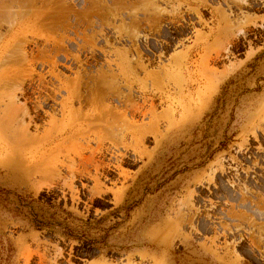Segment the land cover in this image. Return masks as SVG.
Here are the masks:
<instances>
[{
	"label": "rangeland",
	"instance_id": "1",
	"mask_svg": "<svg viewBox=\"0 0 264 264\" xmlns=\"http://www.w3.org/2000/svg\"><path fill=\"white\" fill-rule=\"evenodd\" d=\"M35 1L0 8V264H264V0Z\"/></svg>",
	"mask_w": 264,
	"mask_h": 264
},
{
	"label": "bare ground",
	"instance_id": "2",
	"mask_svg": "<svg viewBox=\"0 0 264 264\" xmlns=\"http://www.w3.org/2000/svg\"><path fill=\"white\" fill-rule=\"evenodd\" d=\"M0 1H1V0H0ZM3 1H4V0H3ZM3 1H2V2H3ZM6 1H8V4H9V5H8V6L6 5V6H4V7H3V6H0V8H2V9L5 8V9L8 10L9 7H10V5H11V7H13L12 4H15V5H16V4H17V5L22 4V5H24L25 3L27 4V3L29 2V0H27L28 2H27L26 0H6ZM34 1H35V0H34ZM44 1H45V0H44ZM47 1H48V0H47ZM60 1H61V0H60ZM4 2H5V1H4ZM31 2H33V1H31ZM31 2H30V4H31ZM35 2H36V1H35ZM35 2H33V4H34ZM63 2H64V1H63ZM0 3H1V2H0ZM23 3H24V4H23ZM48 3H49V2H48ZM48 3H47V4H48ZM58 3H59V2H58ZM26 4H25V5H26ZM30 4L28 3L29 6L33 5V4L30 5ZM35 4H36V3H35ZM35 4H34V5H35ZM42 4H43V3H42ZM25 5H24V6H25ZM60 5H62V3H61ZM92 5H93V4H92ZM35 6H36V5H35ZM41 6H42V5H41ZM65 6H66V5H65ZM11 7H10V8H11ZM55 7H56V6H55ZM33 8H34V7H33ZM38 8H39V7H38ZM42 8H43V7H42ZM56 8H57V7H56ZM58 8H59V7H58ZM60 8H61V6H60ZM62 9H64V7H62ZM93 9H94V8H93ZM131 10H132V9H131ZM0 11H1V10H0ZM1 13H2V11H1ZM52 13H53V12H52ZM59 14H60V13H59ZM64 14H65V13H64ZM64 14H61V15H60L61 17L59 16L58 19L62 18V15H64ZM43 15H44V16H43ZM53 15H54V14H53ZM56 15H57V14H55L54 16H56ZM46 17L49 18L48 15L46 16L45 13H43V14H41V15H38V16L36 17V20H38V21H42V22H43L44 20L48 21V20H47L48 18H46ZM63 17H64V16H63ZM52 18H53V17L51 16V20L48 21V24H49L50 27H52V29H53L54 26H56V25L58 26V25H59V24L56 22V20H57V21H59V20H58V19H55V18L52 19ZM64 18H66V17H64ZM64 18H63V19H64ZM54 21H55L56 23H55ZM60 21H62V20H60ZM60 21H59V22H60ZM46 25H47V24H46ZM57 26H56V27H57ZM42 27H43V25H42ZM56 27H55V29H56ZM9 29H10V28H9ZM10 30H11V29H10ZM4 37H5V36H4ZM74 40H75V39H74ZM8 42H9V41H8ZM63 42H64V40H63ZM15 43H17V42H15ZM10 44H11V43H10ZM20 44H21V43H20ZM23 44H24V42H23ZM14 45H16V44H14ZM18 45H19V44H18ZM25 45H26V43H25ZM9 46H10V45H9ZM23 46H24V45H23ZM61 46H62V45H61ZM5 47H7V46H5ZM19 47H20V46H19ZM19 47H18V48H19ZM2 48H3V47H2ZM24 48H25V47H24ZM24 48H23V49H24ZM0 49H1V48H0ZM4 49H5V48H4ZM16 49H17V48H16ZM21 49H22V47H21ZM21 49H20V51H21ZM23 49H22L21 53L18 52V54L21 55L22 52H24ZM7 51H8V50H6V52H7ZM3 52H4V51H3ZM3 52H2V53H3ZM8 52H9V51H8ZM8 52H7V53H8ZM11 53H13V51H12ZM15 53H16V51H15ZM63 53H64V52H63ZM4 54H5V53H4ZM44 54H45V53H44ZM2 55H3V54H2ZM22 55H23V56H22V57H23V60H26V59H27V54H26V52H25V54H22ZM9 56H10V54H9ZM24 56L26 57V59L24 58ZM5 57H6V56H5ZM5 57L3 58V61H4ZM17 57H18V56H17ZM52 57H53V56H52ZM20 58H21V56H19V59H18L19 62H20ZM0 59H1V58H0ZM44 59H45V58H44ZM75 59H76V58H75ZM5 60H6V59H5ZM21 60H22V58H21ZM41 60H42V59H41ZM45 60H46V59H45ZM51 60H52V59H51ZM16 62H17V60H16ZM25 62H27V61H25ZM22 63L24 64V62H22ZM0 64H1V63H0ZM55 64H56V63H55ZM139 64H140V63H139ZM19 65H20V63H19ZM102 73H103V72H102ZM107 75H108V74H107ZM107 75H106V76H107ZM15 80H16V79H15ZM78 80H79V79H78ZM111 80H112V79H111ZM106 81H107V80H106ZM18 82H20L21 84H20V85H19V84L17 85L18 87L15 88L16 90L19 88V86H20V88H21V85H23V82H21V81H18ZM3 83L5 84V82H1V83H0V86H1V84L3 85ZM9 83H11V82H9ZM14 83H15V82H14ZM104 83H105V82H104ZM102 84H103V83H102ZM6 85H7V84H6ZM10 85H12V84H10ZM43 85H44V84H43ZM80 85H81V84H80ZM24 86H25V85H24ZM77 86H78V85L76 84V88H77ZM107 86H108V85H107ZM2 87H4V86H1V87H0V91H1ZM8 88H9V87H8ZM10 88H11V86H10ZM10 88H9V89H10ZM12 88H14V87H12ZM12 88H11V91L13 90ZM108 88H110V87H108ZM4 89H6V88H4ZM18 90H19V89H18ZM20 90H21V92H22V93H21L22 95H21V94H19V95H21V96L24 97L25 94H26L25 88H21ZM20 90H19V93H20ZM36 91H37V90H36ZM73 91H74V90H73ZM78 91H80V90H78ZM14 92H15V90H14ZM81 92H82V91H81ZM81 92H80V93H81ZM0 94H1V93H0ZM13 94L15 95V93H11V96H14ZM73 94H75V92H74ZM78 94H79V93L76 92V95H78ZM82 94H83V93H82ZM38 95H39V94H38ZM95 95H96V94H95ZM106 95H107V93H106ZM7 96H8V95H7ZM7 96H6V97H7ZM72 96H73V95H72ZM80 96H81V94H80ZM109 96H110V95H109ZM15 97H16V99L18 98L17 95H16ZM15 97H14V98H15ZM23 97H22V98H23ZM77 97H79V95H78ZM90 97H91V96H90ZM103 97H104V96H103ZM12 98H13V97H12ZM72 98H73V97H72ZM18 99H19V98H18ZM35 99H36V98H35ZM53 99H55V98H53ZM79 99H81V98L79 97ZM84 99H85V98H84ZM87 99L90 101V99H89L88 96H87ZM7 100H8V99H7ZM9 100H10V99H9ZM13 100H14V99H13ZM70 100H71V99H69V101H70ZM105 100H106V99H105ZM109 100H110V99H109ZM15 101H16V100H15ZM35 101H36V100H34V102H35ZM72 101H73V100H72ZM89 101H88V102H89ZM11 102H12V101H11ZM94 102H95V101H94ZM103 102H105V101H103ZM38 104H39V107L42 105V104H40L39 101H38ZM79 104H80V103H79ZM15 105H16V104H15ZM15 105H13L12 103L9 105L8 109H10V111H9L8 114H6V116H8V115H12L14 112L19 111V109H22V107H23V106L21 105L20 107H18V109H16ZM36 105H37V104H36ZM120 106H121V105H120ZM41 107H42V106H41ZM41 107H40V108H41ZM91 107H92V106H91ZM23 108L25 109V104H24V107H23ZM26 108H27V106H26ZM114 108H115V106H114ZM114 108H113V109H114ZM8 109H7V110H8ZM27 109H28V108H27ZM38 109H39V108H38ZM41 109H42V108H41ZM54 109H55V108H54ZM115 109H116V108H115ZM22 110H23V109H22ZM108 110H109V108H108ZM119 110H120V109H119ZM2 111H3V110H2ZM20 111H21V110H20ZM23 111H24L23 113H25V110H23ZM35 111H36V110H35ZM108 112H109V111H108ZM114 112H115V111H114ZM21 113H22V112H20V113L18 112L19 116H20ZM23 113H22V114H23ZM36 113H37V112H36ZM110 113H111V112H110ZM18 114H17V115H18ZM119 114H121V112H120ZM13 115H14V114H13ZM96 115H97V114H96ZM112 115H113V114H112ZM125 115H126V114H125ZM19 116H18V117H19ZM21 116H22V115H21ZM23 116H24V115H23ZM26 116H28V115L26 114ZM26 116H25V117H26ZM92 116H93V115H92ZM98 116H99V115H98ZM117 116H118V115H117ZM123 116H124V114H123ZM2 117H3V116H1L0 118H2ZM29 117H31V118H30V122H34V121H35V123H36V120H35L36 117H32V116H29ZM40 117H41V116H40ZM101 117H102V116H101ZM111 117H112V116H111ZM127 117H128V116H127ZM12 118H13V116H12ZM15 118H17V117H15ZM93 118H94V117H93ZM102 118H103V117H102ZM125 118H126V117H125ZM108 119H109V118H108ZM5 120H6V119H4L3 121H5ZM17 120H18V118L15 119V121H14L16 124L18 123ZM22 120H24V118H23ZM85 120H86V119H85ZM92 120H94V119H92ZM104 120H105V119H104ZM93 122H94V121H93ZM102 122H103V120H102ZM21 123H22L21 125H23V124H24V121H22ZM107 123H108V122H106V124H107ZM111 123H112V122H111ZM129 123H130V122H129ZM29 124H30V123H29ZM124 124H125V123H124ZM18 125H20V122H19ZM121 125H122V124H121ZM29 126H30V125H29ZM24 129H25V128H24ZM26 130H27V129H26ZM20 132H21V131H20ZM22 132H23V131H22ZM21 142H22V141H21ZM21 142H20V143H21ZM234 183H235V182H234ZM253 184H254V183H253ZM259 184H260V183H259ZM263 184H264V183H263ZM236 185H237V184H236ZM241 185H242V184H241ZM257 186H261V185H257ZM231 187H232V186H231ZM243 187H244V185H243ZM243 187H242V188H243ZM242 188H241V189H242ZM259 188H260V187H259ZM261 188H263V187L261 186ZM241 191H242V190H241ZM241 191H240V192H241ZM245 191H246V190H245ZM245 191H243V192H245ZM237 192H238V191H237ZM241 193H242V192H241ZM241 193H240V194H241ZM240 194H239V195H240ZM243 194H244V193H242V195H243ZM244 195H245V194H244ZM246 195H247V194H246ZM248 195H249V194H248ZM256 195H257V194H256ZM248 197H249V196H248ZM241 198H242V197H241ZM244 198H245V197H244ZM248 199H249V198H248ZM260 199H263V198H260ZM258 200H259V199H258ZM243 201H246V200H243ZM262 201H263V200H262ZM246 202H247V201H246ZM249 202H250V200H249ZM250 203H251V202H250ZM259 204L264 205V202H263V203H259ZM250 205H252V204H250ZM246 206H247V205H246ZM248 206H249V205H248ZM243 207H245V205H244ZM259 207H260V206H258V209H259ZM263 208H264V207H263ZM247 211H248V210H247ZM242 212H243V211H242ZM242 212H241V213H242ZM241 213H240V214H241ZM248 214H249V213H248ZM195 215H196V214H195ZM243 217H244V216H243ZM245 217H246V215H245ZM246 219H247V218H246ZM242 220H243V219H242ZM244 220H245V218H244ZM191 223H192V222H191ZM222 227H223V226H222ZM259 227H262V226H259ZM59 252H60V251H59ZM60 253H61V252H60ZM58 257H59V256H58ZM50 264H51V263H50Z\"/></svg>",
	"mask_w": 264,
	"mask_h": 264
},
{
	"label": "flooded vegetation",
	"instance_id": "3",
	"mask_svg": "<svg viewBox=\"0 0 264 264\" xmlns=\"http://www.w3.org/2000/svg\"><path fill=\"white\" fill-rule=\"evenodd\" d=\"M258 182V181H257Z\"/></svg>",
	"mask_w": 264,
	"mask_h": 264
}]
</instances>
